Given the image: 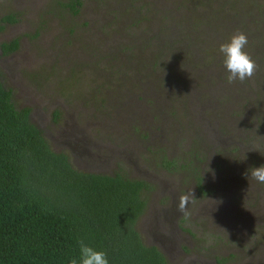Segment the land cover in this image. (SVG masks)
I'll use <instances>...</instances> for the list:
<instances>
[{
	"label": "rangeland",
	"instance_id": "374dc122",
	"mask_svg": "<svg viewBox=\"0 0 264 264\" xmlns=\"http://www.w3.org/2000/svg\"><path fill=\"white\" fill-rule=\"evenodd\" d=\"M67 1L0 0V19H15L0 23V45L19 44L0 53L14 106L75 170L152 186L136 229L167 264H264V184L245 176L264 165V47L248 51L255 75L229 84L221 52L202 68L236 34L214 17L221 0H83L77 15ZM249 27L238 32L253 39ZM173 39L193 54L182 46L150 69ZM163 156L174 171L157 165Z\"/></svg>",
	"mask_w": 264,
	"mask_h": 264
},
{
	"label": "trees",
	"instance_id": "16d2710c",
	"mask_svg": "<svg viewBox=\"0 0 264 264\" xmlns=\"http://www.w3.org/2000/svg\"><path fill=\"white\" fill-rule=\"evenodd\" d=\"M82 2L68 0L63 6L77 15ZM262 2L221 0L219 11H214L217 19H231L230 28L236 33L250 26L253 39L248 36L246 50L253 54H262L264 47ZM225 7L229 11L222 10ZM14 22L12 15L0 19L2 24ZM173 40L166 47L167 53L161 47L152 56L150 69L162 66L161 55L177 59L184 52L193 54L189 45ZM207 42L212 44L211 39ZM18 45L16 39L2 43L1 55L14 53ZM182 46H188L187 50L183 52ZM219 48H208L207 63H202L204 72L211 62L214 64L210 56L215 51L220 53ZM220 54L219 64L223 67L225 56ZM260 61L264 64L263 55ZM260 76L256 75L255 80ZM30 112L27 107L14 106L11 91L0 81V264H70L73 258L79 260L80 240L106 252L109 264H167L161 251L143 244L136 229L152 186L122 174L107 176L75 170L66 154L51 150L40 129L31 122ZM157 162L165 170L176 169L167 157ZM196 186L198 192L203 191L200 179Z\"/></svg>",
	"mask_w": 264,
	"mask_h": 264
},
{
	"label": "clouds",
	"instance_id": "9594fccd",
	"mask_svg": "<svg viewBox=\"0 0 264 264\" xmlns=\"http://www.w3.org/2000/svg\"><path fill=\"white\" fill-rule=\"evenodd\" d=\"M248 43L247 34L237 32L231 37L230 42L220 45L219 51L225 56L224 64L229 73L227 76L229 84L235 83L237 80L244 82L251 79L259 69L258 63L246 51ZM245 176L248 180L264 184V165L249 168ZM189 202V196L182 195L177 205L178 211L187 215L186 206ZM79 245V260L73 258L70 264H109L106 252L95 250L83 240L79 241Z\"/></svg>",
	"mask_w": 264,
	"mask_h": 264
}]
</instances>
